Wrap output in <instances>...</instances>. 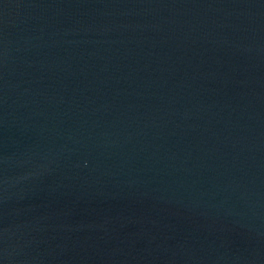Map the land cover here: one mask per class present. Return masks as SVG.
Instances as JSON below:
<instances>
[{
  "label": "water",
  "instance_id": "1",
  "mask_svg": "<svg viewBox=\"0 0 264 264\" xmlns=\"http://www.w3.org/2000/svg\"><path fill=\"white\" fill-rule=\"evenodd\" d=\"M0 264H264V0H0Z\"/></svg>",
  "mask_w": 264,
  "mask_h": 264
}]
</instances>
